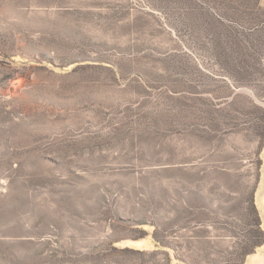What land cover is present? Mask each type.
Masks as SVG:
<instances>
[{"label":"rangeland","instance_id":"374dc122","mask_svg":"<svg viewBox=\"0 0 264 264\" xmlns=\"http://www.w3.org/2000/svg\"><path fill=\"white\" fill-rule=\"evenodd\" d=\"M0 264H264V0H0Z\"/></svg>","mask_w":264,"mask_h":264}]
</instances>
